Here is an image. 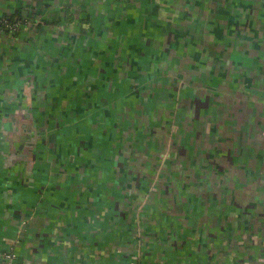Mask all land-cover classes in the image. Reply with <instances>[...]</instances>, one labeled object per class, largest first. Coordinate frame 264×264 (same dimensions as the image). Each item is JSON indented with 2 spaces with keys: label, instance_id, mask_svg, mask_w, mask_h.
Wrapping results in <instances>:
<instances>
[{
  "label": "crops",
  "instance_id": "obj_1",
  "mask_svg": "<svg viewBox=\"0 0 264 264\" xmlns=\"http://www.w3.org/2000/svg\"><path fill=\"white\" fill-rule=\"evenodd\" d=\"M93 1L0 0V18L22 25L17 33L0 34V255L14 246L19 264H264V236L257 241L247 236L239 244L241 237L222 234L221 229L235 225L230 219L235 213L225 224L216 218V189L211 202L203 190L187 194L191 212L181 208L167 217L173 205L158 202L148 191L142 205L138 187L131 191L133 183L124 182L118 159L135 158L139 164L142 144L133 135L125 144L119 142L124 133H117L118 126L105 129L100 119L93 122L106 111L108 85L118 83L103 73L101 49L93 52V40L100 48L103 42L98 41H104L93 38ZM78 3L82 11H77ZM97 16L105 18L102 12ZM116 30L113 26L111 36ZM227 87L228 92H217L220 100L227 94L228 101L251 111L256 96ZM247 95L249 101L243 99ZM156 124L148 122L146 139ZM182 131L175 134L176 141L183 137L187 150L200 146L192 139L208 145L202 134ZM151 144L148 151L154 154L156 145ZM217 149L216 158H236L229 153L231 145L221 146L219 157ZM204 157L213 156L206 152ZM204 157H189L187 163L199 168ZM256 173L261 180L257 192L264 193V170ZM229 188L227 203L243 197L244 203L256 205L246 194L252 195L253 187L243 194ZM208 209L214 212L209 215Z\"/></svg>",
  "mask_w": 264,
  "mask_h": 264
},
{
  "label": "rangeland",
  "instance_id": "obj_2",
  "mask_svg": "<svg viewBox=\"0 0 264 264\" xmlns=\"http://www.w3.org/2000/svg\"><path fill=\"white\" fill-rule=\"evenodd\" d=\"M93 4L94 17L89 20L96 31L93 38L105 41H98L103 42L100 48L93 40V52L103 50H98L104 55L103 73L110 82L118 81L108 85V102L103 101L104 108L108 105L106 111L93 122L100 119L97 122L105 129L118 126L117 133H124L119 142L125 144L133 135L142 144L139 164L135 158L118 159L124 182L133 183L131 191L138 187L142 205L147 203V191L158 202L173 205L167 217L181 208L185 214L187 207L191 212L194 206L187 194L196 190L199 194L203 190L202 196L211 202L214 188L216 218L221 217L225 224L226 217L235 213L230 217L235 225L221 229L222 234L241 237L239 244L247 236L255 241L262 238L264 193L257 192L256 184L261 180L256 172L264 170V0H94ZM82 8L78 3L77 11ZM96 12L104 13L105 18L95 17ZM113 26L118 29L116 36L110 33ZM246 44L244 58L241 51ZM227 85L256 96L251 111L244 109L249 106L228 101L227 94L220 100L217 92H228ZM243 99L249 101L250 96ZM62 117L68 118L65 122L70 120ZM148 122H156L157 130L146 139ZM187 128L195 135L202 134L208 145L192 139L200 146L187 150L183 137L182 142L175 137ZM148 141L156 145L154 154L152 149V153L148 151ZM225 145H231L227 151L236 158H216V148ZM203 147L208 149L197 152ZM206 152L213 157H204ZM188 156L204 157L202 166L188 165ZM222 159L226 162L220 167ZM229 186L242 194L246 187H253L252 195L246 194L256 205L244 203L243 197L227 203ZM131 218L136 219V213L132 212ZM223 241L228 244V239Z\"/></svg>",
  "mask_w": 264,
  "mask_h": 264
},
{
  "label": "built area",
  "instance_id": "obj_3",
  "mask_svg": "<svg viewBox=\"0 0 264 264\" xmlns=\"http://www.w3.org/2000/svg\"><path fill=\"white\" fill-rule=\"evenodd\" d=\"M20 22H11L5 17L0 18V34L5 32L17 33L21 29ZM19 255L16 248L13 246L9 249L4 250L0 255L1 264H19Z\"/></svg>",
  "mask_w": 264,
  "mask_h": 264
},
{
  "label": "trees",
  "instance_id": "obj_4",
  "mask_svg": "<svg viewBox=\"0 0 264 264\" xmlns=\"http://www.w3.org/2000/svg\"><path fill=\"white\" fill-rule=\"evenodd\" d=\"M6 19H9L11 22H16V20H14L13 18H8V17H5ZM0 30H1V27H0Z\"/></svg>",
  "mask_w": 264,
  "mask_h": 264
},
{
  "label": "water",
  "instance_id": "obj_5",
  "mask_svg": "<svg viewBox=\"0 0 264 264\" xmlns=\"http://www.w3.org/2000/svg\"><path fill=\"white\" fill-rule=\"evenodd\" d=\"M25 15H26V12L23 14V16L25 17ZM18 21V20H17Z\"/></svg>",
  "mask_w": 264,
  "mask_h": 264
}]
</instances>
